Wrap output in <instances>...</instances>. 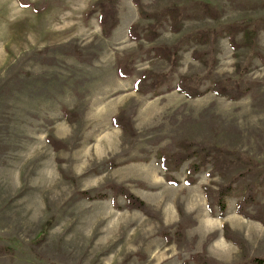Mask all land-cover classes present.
<instances>
[{
  "label": "rangeland",
  "instance_id": "obj_1",
  "mask_svg": "<svg viewBox=\"0 0 264 264\" xmlns=\"http://www.w3.org/2000/svg\"><path fill=\"white\" fill-rule=\"evenodd\" d=\"M24 1L31 5L0 0V264H198L199 253L211 264H254L264 257V224L237 212L264 169V22L253 45L245 34L251 26L236 32L237 49L224 32L212 72L204 62L210 44L184 40L197 29L262 17L264 0H119L109 37L98 13L86 14L96 0ZM169 5L180 8L179 30L168 20L154 40L144 38L154 21L141 12ZM133 25L139 39L129 34ZM177 44L175 66L150 50ZM195 49L206 52L203 59L193 57ZM121 61L132 75L118 74ZM146 70L162 75L156 92L134 88ZM183 75L202 77L205 94L180 93ZM215 80L251 90L231 100L211 90ZM122 110L133 136L113 124ZM184 140L215 142L260 161L235 183L223 218L209 209L204 187L218 190L245 166L222 175L211 174L209 163L188 184L196 157L173 171L161 164L163 155L183 151ZM111 186L144 201L145 210L129 207L123 194L114 202ZM87 190L107 196L89 199ZM255 194L251 213L264 210V184ZM224 223L244 251L225 237Z\"/></svg>",
  "mask_w": 264,
  "mask_h": 264
},
{
  "label": "trees",
  "instance_id": "obj_2",
  "mask_svg": "<svg viewBox=\"0 0 264 264\" xmlns=\"http://www.w3.org/2000/svg\"><path fill=\"white\" fill-rule=\"evenodd\" d=\"M23 6L31 5L25 3L24 0H19ZM118 1L119 0H96L92 3L89 10L87 11V16H92L95 13H98L99 24L102 29V33L104 36L109 37L112 33V30L116 27L119 21V12H118ZM137 3L138 0H135ZM34 8L42 10L46 4L43 3H32ZM207 5H204V9L206 12L211 13ZM180 8L176 5H169L162 12L157 13H147L145 11L141 12L143 18L151 17L153 19V23L149 25L147 34L144 38L152 41L158 35L159 31L158 28L162 26L165 21L171 20L170 26L173 31L179 30L178 25V18H179ZM213 16H218V13H212ZM211 15V16H212ZM264 22V16L256 17V18H249V19H242L237 22L227 23L225 25H219L218 27H206L203 29H197V31H192L186 36H184V40H191L195 38L199 41L200 44H206L207 42L210 44L209 49V57L204 60L208 72H212L213 67L215 66L216 59L214 56V49L215 44L219 40L220 36L227 32L231 41V44L234 49L238 48V43L235 39L236 32L241 28L244 27L243 30H246L249 26L251 29L247 30L245 34L248 33V43L253 45L256 42V38L259 33L260 24ZM137 25H133L130 30L129 34L134 37V39H139V37L135 36V29ZM181 27V26H180ZM242 30V29H241ZM183 40V38H182ZM178 44L173 46H153L150 47V50H154L156 55L165 59H170L173 66L177 63V54H178ZM206 52H203L200 49H195L193 51V57L196 59H203V55ZM238 73H240L241 77L243 75V70L238 68ZM118 74L121 77H128L133 74V70L129 67L128 63L121 61L118 65ZM151 70H146L143 74L136 80L134 88L138 92L142 93H149V92H156L159 86L162 84L161 81V74H154L152 75ZM201 78V79H198ZM202 77L196 76L192 78L187 75H183L179 78V81L176 85V89L180 93H184L187 97H198L205 94L206 90H202ZM211 90L215 92L217 95L226 96L231 100H237L244 96L247 91L251 90V87L247 86L246 89H243L240 86H226L224 82H220L215 80L211 87ZM128 117L125 116L124 111H120L113 117V124L117 127H121L126 134L134 135V131L132 130V124L130 120L127 119ZM49 142H52V138H48ZM181 146L183 148L182 152H179L173 156L163 155L161 157V164L166 171H173L177 170L182 163L187 160H190L194 157L197 159L192 161L187 166V174L188 177L185 179L186 183L192 184L195 182V175L197 172L203 169L204 166L208 165L209 163L212 164V169L210 170L211 174L215 172H220L222 175H225L227 170L232 167L233 164H242L245 166L241 172H238L236 175L231 177L227 182L220 184L218 190H215L212 186L206 185L204 187L209 209L212 212H215L216 207L219 210V216L223 218L225 216L227 210V197L232 194L234 189L235 183L238 181L239 178L246 176L249 173H254L257 171L258 166H260V161L252 156L247 151H242L239 149H232L227 148L225 146H221L215 142H190L188 140H184L181 142ZM169 181L172 183H177L178 181L175 180L173 177H169ZM264 184V169L261 171L257 178V183L251 184L248 187V190L242 195V198L237 203V212L244 217L251 218L257 221H260L264 224V210H258L255 213H251L248 210L249 206H252L256 202V194L255 188L257 185ZM111 191L113 193V200L116 202L117 195L123 194L127 200V205L131 208H140L145 210V203L134 194L129 191H125L123 187L118 186H111ZM83 195L89 199H101L105 198L106 194H96L91 195L90 191H83ZM42 228L39 232L36 242L41 243L44 241L46 235L48 234L49 230V223ZM224 235L227 239L231 240L235 244H237L243 251L245 250L244 244L237 238L233 236L229 225L227 223L223 224ZM10 252H13L10 250ZM197 259L198 264H211L210 259L203 254H197L195 256ZM254 264H264V257H256L253 259Z\"/></svg>",
  "mask_w": 264,
  "mask_h": 264
}]
</instances>
